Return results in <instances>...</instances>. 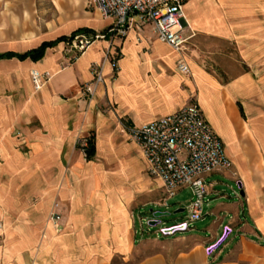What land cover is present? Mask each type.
I'll list each match as a JSON object with an SVG mask.
<instances>
[{"label":"crops","instance_id":"0c3cea01","mask_svg":"<svg viewBox=\"0 0 264 264\" xmlns=\"http://www.w3.org/2000/svg\"><path fill=\"white\" fill-rule=\"evenodd\" d=\"M84 2L0 0V10L7 17L27 18L34 13L45 17L47 10L39 3H50L52 9V17L44 22L45 35H36L28 50L0 54L25 53L82 29L90 32L76 36H106L82 52L62 42L48 48L38 61L0 60L17 62L26 86L19 100L0 107V264H69L76 257H97L95 264H108L105 257L110 253L126 256L121 252L126 247L123 241L135 243L137 231L129 239L126 235L121 238L120 227L112 233L109 229L116 214L127 210L124 194L131 199L136 190L151 192L155 182L162 188L163 184L150 176L139 146L126 142L119 155L124 177L132 186L116 191L120 123L141 127L187 107L192 99L198 101L202 113L204 99L217 102L221 109L223 131L217 132L203 115L221 139L224 135L229 140L227 157L241 163L237 183L244 195L240 192L231 205L218 202L223 194L215 195L219 205L211 215L218 218L211 230L217 233L221 229L223 235L215 239L187 237L193 242L183 249L148 256L142 264H264V124L260 122L264 110L249 101L243 105L251 94L250 75L232 73L224 82L186 58L191 76L184 77L176 71L182 53L160 42L151 25L137 20L127 38H113L109 32L114 21L86 10ZM184 11L195 35L191 40L200 47L205 40L235 43L251 58L248 51L264 44V0H186ZM93 19L104 26L98 29ZM192 32L188 30L186 35ZM161 49H168L170 55H163ZM93 65H104V83L90 100L83 90L94 83ZM33 70L51 75L40 91L32 83ZM198 93L203 98L200 101ZM238 103L250 115L248 122ZM12 128L20 131L26 149L17 148L21 140L11 134ZM81 130L95 136L91 161L75 150ZM135 149L146 163V172L131 173L124 167ZM53 212L62 218L61 234L50 222ZM225 227L232 232L226 234ZM124 228L129 232L136 222L129 218ZM108 241L121 247L110 248ZM212 245L216 249L206 252ZM80 264L86 263L81 260Z\"/></svg>","mask_w":264,"mask_h":264},{"label":"rangeland","instance_id":"374dc122","mask_svg":"<svg viewBox=\"0 0 264 264\" xmlns=\"http://www.w3.org/2000/svg\"><path fill=\"white\" fill-rule=\"evenodd\" d=\"M39 5L45 6L44 8L47 10L45 17L35 16V13L33 17L27 18L7 17V15L0 10V52L8 50H28L30 48L31 40L36 37V35H45L44 22L46 19L52 17V9L50 3H39ZM83 5L84 8L86 7V10L94 12L91 0H85ZM92 22L98 29L104 26L102 21L93 19ZM98 45L99 44H97V46ZM161 52L163 55H170L168 49H161ZM243 52L245 51H241L235 43L205 40L200 47L199 43L193 39L188 43L185 51L182 52V59L185 61L186 58L195 60L208 72L223 78L224 82L229 76H232L235 73L249 74L251 80L250 83H248V88H250L251 94L248 96L249 100H243V105H246V102L249 101V103L254 106L258 105L264 110V103L258 102V100H264V44L261 45L260 49L248 51L251 58L245 57ZM25 90V78L21 75L20 65L15 61L0 63V107L2 104H10L11 102L19 100ZM35 91L37 90L35 89ZM197 98L199 101L200 98L203 99L200 93H198ZM217 105V102L214 103L210 100V103H208V101L204 99L202 109L205 117L218 132V129H221L222 131L224 130L225 119L221 116V109H218ZM245 116L246 122H248L250 115L246 112ZM242 120L243 119H241V121ZM260 122L264 124V115L261 117ZM10 131L15 139H20L22 137L18 129L12 128ZM90 135H92V133L89 134V132L84 133L82 130L80 131L75 141V150L77 153L81 152L80 148L76 146L77 141L80 138L88 137ZM120 135L122 139L116 144V191L122 192L124 188L131 187L132 183L128 182L124 177L121 163L122 156L121 154L119 155V153L122 151V144L126 142H134L123 133L122 127L120 129ZM221 137L225 143V148L230 155L229 140L224 135H221ZM17 148L21 150L26 149L24 141L21 140L18 142ZM132 155L133 156L129 157V159H126L124 167L130 169L131 173L142 171V169L146 172V163L136 149L133 151ZM232 161V167L230 170L213 173L205 177V184L208 189H211L212 193L208 192L204 198L205 217L199 221L192 222L189 217V209L196 199L191 187H186L178 191L176 196L167 202V205H165V203L164 205L160 203L158 204V202L165 197V191L162 187L158 186L156 182L154 183V189L151 192L136 190L131 199L124 194V207L127 210L125 214H119L116 212V218L114 220L112 219L111 227L109 229L112 233L114 229L116 230L120 227L121 231H123L121 232V238H125L126 235L129 239H132L137 231V240L135 243H132V241L127 243V240L123 241L122 239L126 247H122L121 252L126 256L110 253L111 255L109 257H105L108 264H142L148 256L161 252L183 249L186 245L193 242L192 239L187 237L215 239V237L222 234L221 229H219L217 233L216 231L213 232L211 230L214 227V220H217L218 218V215H211V212L217 207V205H219L218 202L231 205L238 201L241 189L237 182L241 181L239 176V167L241 163L233 159ZM126 164H128V166H126ZM146 175L148 176V174ZM216 194H223V196L218 197L217 199L219 201L215 203L214 200H216ZM178 210H184V212L175 214ZM155 212L169 213V215L155 218ZM129 218H132L133 223L134 221L136 222V228H130L129 232H126L127 228L124 230V226L126 227ZM154 220L160 221V223L156 226H150L149 222ZM185 222L188 223L189 228L185 232H176L167 235L169 237L161 232L164 228ZM57 230L58 233L61 234L64 232V227L60 226V229ZM99 230L101 231V227ZM172 236L185 237L187 239L164 241L174 238ZM106 245L110 248L115 246V249L121 247L119 243L117 244V242L114 241H108ZM127 245H130V247ZM107 254L109 255V253ZM81 260L86 264H95L98 259L97 257H85L83 259L76 257L68 260V262L69 264H80Z\"/></svg>","mask_w":264,"mask_h":264},{"label":"built area","instance_id":"2783aa9c","mask_svg":"<svg viewBox=\"0 0 264 264\" xmlns=\"http://www.w3.org/2000/svg\"><path fill=\"white\" fill-rule=\"evenodd\" d=\"M185 2L186 0H91V5L101 19L114 21L109 32L111 37L127 38L138 20L141 25H151L160 42L181 54L195 36L185 16ZM188 30L192 32L191 36L186 35ZM105 38V35H80L67 42V45L82 52ZM114 68L116 70V64ZM176 69L184 77L191 76L190 66L183 59L177 61ZM92 71L94 83L83 90L90 100L94 99L99 86L104 83V65H93ZM31 79L35 89L40 91L49 82L51 75L33 70ZM120 125L123 133L141 149L150 176L162 182L165 197L161 203L167 205L178 191L191 187L196 199L189 209L190 220L194 222L203 219L204 198L208 194L205 177L230 170L232 162L227 157L222 139L205 119L198 101L192 99L187 107L141 127H132L123 122ZM88 139L89 136L83 137L76 143L85 157ZM61 219L58 213L50 215V222L56 229H60ZM181 227L183 229L177 232L189 229L185 222L164 228L161 232L167 236L165 230ZM225 232L231 233L232 230L225 227ZM216 247L217 245H212L206 251L210 253Z\"/></svg>","mask_w":264,"mask_h":264},{"label":"trees","instance_id":"16d2710c","mask_svg":"<svg viewBox=\"0 0 264 264\" xmlns=\"http://www.w3.org/2000/svg\"><path fill=\"white\" fill-rule=\"evenodd\" d=\"M87 33L90 32L89 30H78L75 33H73L71 35V37H61L55 41H51V42H44L39 48L25 52V53H14V52H7V53H2L0 54V60L3 59H18L20 61H24L27 59H30L32 61H38L40 59H42L45 55V52L48 48H54L56 47L58 44L62 43V42H69L71 41L76 35L80 34V33ZM238 107L240 109V113L242 115V117H245L243 108L241 106L240 103H238ZM95 152H96V141H95V136L94 135H90L89 139H88V149H87V154H86V159L87 161H91L94 159L95 157Z\"/></svg>","mask_w":264,"mask_h":264},{"label":"water","instance_id":"95a60500","mask_svg":"<svg viewBox=\"0 0 264 264\" xmlns=\"http://www.w3.org/2000/svg\"><path fill=\"white\" fill-rule=\"evenodd\" d=\"M241 183H239V188L241 189ZM241 195H244V192L243 191H241ZM153 212V211H152ZM182 212H184V210H178V211H176L175 212V214H177V213H182ZM169 215V213H161V212H155L154 213V217L155 218H159V217H162V216H168ZM160 223V221H157V220H154V221H150L149 222V225L150 226H156V225H158ZM181 229H183V227H181V228H172V229H168V230H165L164 232L166 233V234H168V235H171V234H174L175 232H177L178 230H181Z\"/></svg>","mask_w":264,"mask_h":264}]
</instances>
